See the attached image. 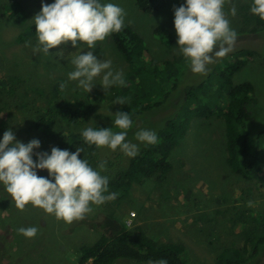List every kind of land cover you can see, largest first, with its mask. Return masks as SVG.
Masks as SVG:
<instances>
[{
  "label": "rangeland",
  "instance_id": "rangeland-1",
  "mask_svg": "<svg viewBox=\"0 0 264 264\" xmlns=\"http://www.w3.org/2000/svg\"><path fill=\"white\" fill-rule=\"evenodd\" d=\"M247 1L226 0L223 10L230 27L238 33L233 50L246 48L255 53L246 57L245 64L232 74L231 81L233 84L250 82L251 95L258 108L254 109V129L258 131L264 126V30L252 31V26L242 28L239 13ZM54 2L0 0V140L8 129L22 143L38 139L41 146L33 150L36 161L37 152L50 155L52 147L65 150L67 134L81 137L88 127H112L113 131H119L113 125L114 115L128 111L125 105L114 104L117 97L127 96L128 103H137V99L139 102L157 101L176 79L175 88L170 89L162 104L141 111L134 118L127 140L138 144L140 150L145 143L137 141L135 133L149 129L159 136L165 121L172 118L183 103L181 89L202 82L207 75L193 73L189 60L179 52L177 45L174 7L186 0H169L162 9L150 14L141 12L135 0H101L125 10L124 26L141 40L145 61H170V67H161L163 71L156 73L158 75H154L152 67H147L152 70L149 73L137 72L141 67L127 66L110 34L104 41L97 42L92 51L98 59H110L114 70L122 71L125 85L113 86L105 92L100 78L94 79L95 86L90 92L80 87L78 81L69 80L68 73L74 70L71 60L81 51L70 41L49 49V54L37 51L39 41L32 18L41 11L42 3ZM13 4L19 8L11 14L9 9ZM233 5L237 9L235 16L230 11ZM30 25H33L32 33L27 31ZM156 27L164 28L166 33L154 32ZM77 44L83 48L81 54L90 50L80 41ZM60 52L64 58L57 55ZM227 55L214 58V62L207 65V71L222 67ZM56 85L60 89L54 90ZM9 86L10 91H7ZM153 89L159 94L147 98ZM54 104L56 109L62 108V112L54 115V125L40 131L34 126L35 113L41 108H53ZM135 106L128 108L134 110ZM80 110L82 118L74 122L67 120V116H75ZM224 126L223 118L214 112L206 118H191L183 136L167 151L170 168L163 177L154 173L149 178H135L124 196L118 195L115 200L99 206L92 205V212L71 223L31 204L18 209L0 184V264H79L77 257L82 246L91 245L101 235L109 237L122 226L125 230L138 227L157 243L180 244L182 264H217L218 252L229 254L236 249L244 257L242 264H264V244L249 258V248L247 251L241 248V222L232 224V220L241 216L247 218L248 214L264 216L263 160L258 161L257 174L251 179L233 173L225 162ZM258 145L261 149V143ZM158 152L155 157H159ZM125 156L119 148L113 151L103 147L97 148L96 155H88L87 160H106V170L114 174L126 163ZM92 167L97 166L92 164ZM37 175L52 179L46 169H38ZM111 192L116 191L109 188ZM29 226L39 229L35 238H26L17 232L18 228ZM260 232L258 225L256 233ZM148 262L120 258L112 264ZM89 263L90 260L85 264Z\"/></svg>",
  "mask_w": 264,
  "mask_h": 264
},
{
  "label": "clouds",
  "instance_id": "clouds-1",
  "mask_svg": "<svg viewBox=\"0 0 264 264\" xmlns=\"http://www.w3.org/2000/svg\"><path fill=\"white\" fill-rule=\"evenodd\" d=\"M226 0H186V3L174 7V27L177 34L179 52L189 60L193 73L206 74L207 65L214 58L224 57L234 49L238 33L230 27L224 5ZM231 15L237 9L231 7ZM253 15L264 20V0H253L250 7ZM126 12L112 3L101 0H55L52 4H43L41 11L32 21L39 41L37 51L49 54V49L71 42L74 48L81 49L71 64L74 70L68 73L71 81L90 92L95 86L93 81L100 78L104 92L113 86H124L122 71L113 69L110 59H98L93 51L97 42L104 41L111 33L119 32L124 26ZM80 41L90 49L81 54ZM61 58L63 53H57ZM125 98L117 97L114 104L125 105ZM112 127H88L82 131V137L89 146L118 148L128 157L139 154L138 144L127 140L128 130L133 127L129 112H117ZM135 139L147 145L158 143L157 134L149 129L135 133ZM40 141L33 139L25 144L16 140L11 129L0 140V184L10 195L15 206L23 210L31 204L42 208L46 213L67 223L81 220L93 211L92 205H102L115 200L119 193H109V177L102 173L106 170V161L98 169L89 161L80 158L84 148L77 147L70 152L52 147L51 154L35 153ZM46 169L52 179L37 175V170ZM54 180V182H53ZM252 202H249L251 206ZM39 229L35 226L17 229L26 238H35ZM148 264H167V260L149 261Z\"/></svg>",
  "mask_w": 264,
  "mask_h": 264
},
{
  "label": "trees",
  "instance_id": "trees-1",
  "mask_svg": "<svg viewBox=\"0 0 264 264\" xmlns=\"http://www.w3.org/2000/svg\"><path fill=\"white\" fill-rule=\"evenodd\" d=\"M169 0H135L137 8L143 13H154L162 9ZM253 0L247 1L243 4V10L239 13L242 20V28L252 26L251 30H264V20L259 16L253 15L250 12V7ZM9 9L11 14L14 13L18 5L13 4ZM4 10L7 6H3ZM3 14V13H2ZM20 21L19 17H15ZM30 25L27 29L28 33L34 32ZM35 27V26H34ZM257 28V29H256ZM250 31V32H252ZM156 33H166V30L161 27L154 28ZM111 39L117 52L121 55L128 67H141L137 72L149 73L152 67L154 75H158L159 71H163L161 67L170 65V61H145L142 58L144 47L141 44L139 37L132 32L127 26H123L119 32L111 33ZM255 54L253 50L240 48L231 51L222 67L216 70L207 71L205 80L195 85L183 87V103L176 110V114L165 121L162 129L158 135V143L154 145H143L139 154L135 157H127L126 163L122 169L111 174L110 171L105 170L102 174L109 177V188L124 196L125 191L129 188L131 180L140 177H151L157 173L158 177H163L170 168L169 162L166 160L167 151L174 146L178 140L183 136L187 129L188 121L193 117L206 118L213 112L224 120V138H225V162L232 168V172L245 179H251L257 174V163L262 158L264 164V126L258 131L254 129L255 125V107L253 97L251 95L252 86L249 81H242L233 84L231 81L232 74L241 68L245 62L246 57ZM222 61V60H221ZM149 64V65H148ZM144 67V68H143ZM170 67V66H169ZM215 78L216 81L212 79ZM176 79L170 86V89L175 88ZM8 81H6L7 83ZM54 90L60 89L57 85ZM10 91V86L7 87ZM169 91L160 94L157 101L126 103L124 109L128 111L134 120L136 115L144 110L159 106L169 94ZM156 91L153 89L148 92L147 98L156 96ZM138 98V93L135 94ZM127 97V96H126ZM123 97V98H126ZM140 100V99H139ZM132 104L136 105L134 110H129ZM67 107V106H65ZM129 107V108H128ZM79 108V107H77ZM62 108L56 109L55 104L53 108L40 109L35 113V124L40 131H45L47 128L54 125L55 114L62 112ZM124 112V111H121ZM82 111H78L75 116H67V120L74 122L77 118H82ZM65 116V115H64ZM54 120V121H53ZM66 136V150L75 152L77 147L84 148L80 158L87 159L88 155H96L97 147L89 146L83 137L73 138L67 134ZM158 136V137H159ZM259 143H261L259 148ZM161 149V150H160ZM159 150V152H158ZM159 157H155L156 153ZM89 161V160H88ZM101 160L97 162L89 161L92 166L96 164L98 169ZM110 161V160H108ZM107 162V161H106ZM108 163H112L111 161ZM241 222L242 235V251L248 250L249 258L256 254L259 246L264 244V216L260 217L255 214H248L246 218L241 216L237 220H232V224ZM252 223L258 224L261 227V232H258V225L251 226ZM116 230L111 236L106 237L101 235L94 243L88 246H82L79 249L78 263L82 264L90 259L89 264H112L117 259L127 258L136 262L143 261H157L160 259L167 260V264H182L181 254L183 247L180 244L174 243H157L149 238L144 232L135 227L132 230H125L124 226ZM244 227V229H243ZM246 227V228H245ZM246 243H249L246 246ZM240 250H232L229 254L225 252H218L215 255L217 264H242L244 257ZM232 253V255H231Z\"/></svg>",
  "mask_w": 264,
  "mask_h": 264
},
{
  "label": "built area",
  "instance_id": "built-area-1",
  "mask_svg": "<svg viewBox=\"0 0 264 264\" xmlns=\"http://www.w3.org/2000/svg\"><path fill=\"white\" fill-rule=\"evenodd\" d=\"M131 214H132V213H131ZM89 260H90V259L86 260V261H85V262H83L82 264H85V263L89 262Z\"/></svg>",
  "mask_w": 264,
  "mask_h": 264
},
{
  "label": "crops",
  "instance_id": "crops-1",
  "mask_svg": "<svg viewBox=\"0 0 264 264\" xmlns=\"http://www.w3.org/2000/svg\"><path fill=\"white\" fill-rule=\"evenodd\" d=\"M117 230H118V229H117ZM114 232H115V231H114ZM114 232H113V233H114ZM113 233H112V234H113ZM112 234H111V235H112ZM111 235H110V236H111Z\"/></svg>",
  "mask_w": 264,
  "mask_h": 264
}]
</instances>
